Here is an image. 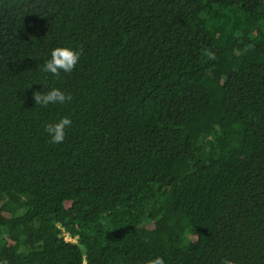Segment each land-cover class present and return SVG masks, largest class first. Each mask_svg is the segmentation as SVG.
I'll list each match as a JSON object with an SVG mask.
<instances>
[{
    "label": "trees",
    "instance_id": "1",
    "mask_svg": "<svg viewBox=\"0 0 264 264\" xmlns=\"http://www.w3.org/2000/svg\"><path fill=\"white\" fill-rule=\"evenodd\" d=\"M158 256L264 264V0H0V264Z\"/></svg>",
    "mask_w": 264,
    "mask_h": 264
},
{
    "label": "clouds",
    "instance_id": "2",
    "mask_svg": "<svg viewBox=\"0 0 264 264\" xmlns=\"http://www.w3.org/2000/svg\"><path fill=\"white\" fill-rule=\"evenodd\" d=\"M82 50L76 51L68 47H57L52 50L51 58L47 60L41 67L40 71L49 73L57 78L60 77L61 72L70 74L78 64ZM212 58V54L205 53ZM33 99L36 105L41 107H47L50 104H65L71 101L72 97L70 94L66 95L58 88H52L47 93L36 91L33 93ZM72 120L69 117H63L56 123L46 124L45 131L51 138L50 143L61 144L64 142L66 137V129L70 128ZM147 264H164L163 257H156L155 259L149 260ZM222 264H232L230 260L222 261Z\"/></svg>",
    "mask_w": 264,
    "mask_h": 264
}]
</instances>
